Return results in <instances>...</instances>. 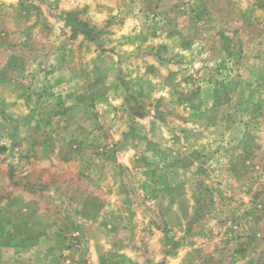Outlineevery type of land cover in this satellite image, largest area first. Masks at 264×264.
Listing matches in <instances>:
<instances>
[{
	"label": "rangeland",
	"instance_id": "rangeland-1",
	"mask_svg": "<svg viewBox=\"0 0 264 264\" xmlns=\"http://www.w3.org/2000/svg\"><path fill=\"white\" fill-rule=\"evenodd\" d=\"M0 264H264V0H0Z\"/></svg>",
	"mask_w": 264,
	"mask_h": 264
}]
</instances>
